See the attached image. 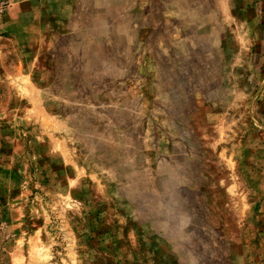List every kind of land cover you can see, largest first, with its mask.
<instances>
[{"label": "rangeland", "instance_id": "374dc122", "mask_svg": "<svg viewBox=\"0 0 264 264\" xmlns=\"http://www.w3.org/2000/svg\"><path fill=\"white\" fill-rule=\"evenodd\" d=\"M0 6V264H264V0Z\"/></svg>", "mask_w": 264, "mask_h": 264}, {"label": "built area", "instance_id": "2783aa9c", "mask_svg": "<svg viewBox=\"0 0 264 264\" xmlns=\"http://www.w3.org/2000/svg\"><path fill=\"white\" fill-rule=\"evenodd\" d=\"M2 12H3V8L2 6H0V14H2Z\"/></svg>", "mask_w": 264, "mask_h": 264}]
</instances>
